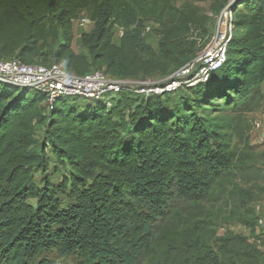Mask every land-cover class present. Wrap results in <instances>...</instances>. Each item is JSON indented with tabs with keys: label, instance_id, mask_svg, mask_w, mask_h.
I'll return each mask as SVG.
<instances>
[{
	"label": "trees",
	"instance_id": "trees-1",
	"mask_svg": "<svg viewBox=\"0 0 264 264\" xmlns=\"http://www.w3.org/2000/svg\"><path fill=\"white\" fill-rule=\"evenodd\" d=\"M171 2L0 0V60L164 84L212 31L200 7ZM226 5L225 60L193 86L49 104L0 81V264H53L50 251L76 264H264L249 241L259 219L249 208L227 217L249 236L212 240L228 219L215 225L208 205H245L250 196L235 179L259 170L240 122L262 99L264 0ZM83 12L91 24L75 36ZM153 26L156 48L145 38ZM48 152L62 170L56 182Z\"/></svg>",
	"mask_w": 264,
	"mask_h": 264
},
{
	"label": "built area",
	"instance_id": "built-area-1",
	"mask_svg": "<svg viewBox=\"0 0 264 264\" xmlns=\"http://www.w3.org/2000/svg\"><path fill=\"white\" fill-rule=\"evenodd\" d=\"M232 12L228 5L223 7L215 20L212 40L209 46L191 63L186 64L172 74L164 84L122 80L107 76L100 70L84 75H75L66 71L60 64H27L19 59L0 60V81L16 87L43 94L50 104L59 97H82L107 101L122 88L132 93L149 95L171 92L181 84L193 86L203 81L209 71L219 68L225 60L226 45L232 32ZM80 25L91 24L87 17L79 20ZM149 27H146L148 30ZM255 129L261 123L255 121ZM262 224V219H258Z\"/></svg>",
	"mask_w": 264,
	"mask_h": 264
},
{
	"label": "rangeland",
	"instance_id": "rangeland-1",
	"mask_svg": "<svg viewBox=\"0 0 264 264\" xmlns=\"http://www.w3.org/2000/svg\"><path fill=\"white\" fill-rule=\"evenodd\" d=\"M233 0H172V4L174 6H180L183 3H189L192 5H196L201 8V11L206 14L212 23V31L209 35L204 36L202 38V43H204V47L202 51L205 50L212 40L213 28L215 26V20L220 10L223 8L225 3H230ZM225 7V6H224ZM79 17H86V13H81ZM89 29V26L83 28V30ZM74 31L75 36L80 33V29L78 28V24L74 23ZM145 38L147 42L151 44L153 48H156L157 45V32L153 27L150 28L147 34H145ZM76 51H80L79 46L74 43L73 45ZM144 82H154L153 80H146ZM261 95L262 99L258 102L256 109L253 112L245 113L241 116L240 126L244 129L245 136L248 138V142L252 149V159L251 162L255 168H258L257 176L255 178H251L248 181L241 180L240 178H236V183L242 188V190L246 191L251 200L245 202V205L239 201H224L222 199H218L213 203V208L208 205L211 209L210 216L213 220L214 224H218L222 222L224 219L231 215H240L243 216L244 210L249 208L253 211L255 215H258L259 219H262V224H258L255 227L254 238H250L249 241L253 242L256 240L257 244L260 246V249L264 253V85L261 86ZM224 119H228L229 111H225L221 114ZM255 121H259L261 123L260 129H255L253 124ZM236 143V138L232 140V144ZM48 168L46 170L47 176L50 178V181L56 182L60 179L62 170L59 169L58 165L55 162V159L48 152ZM233 215V216H234ZM228 221L223 224L222 227L218 228L212 240L217 241V238L224 236L227 232L233 235H242L249 236V231L241 225L234 218H227ZM230 219V220H229ZM214 225V226H215ZM44 257L50 259L53 264H76L74 258L71 256L68 257H60L57 255L55 251L47 252Z\"/></svg>",
	"mask_w": 264,
	"mask_h": 264
},
{
	"label": "crops",
	"instance_id": "crops-1",
	"mask_svg": "<svg viewBox=\"0 0 264 264\" xmlns=\"http://www.w3.org/2000/svg\"><path fill=\"white\" fill-rule=\"evenodd\" d=\"M89 25L90 24L83 26V25L78 24V28L80 29V32H81V31H83V28H85L86 26H89Z\"/></svg>",
	"mask_w": 264,
	"mask_h": 264
}]
</instances>
